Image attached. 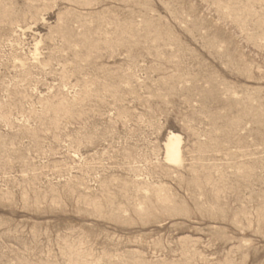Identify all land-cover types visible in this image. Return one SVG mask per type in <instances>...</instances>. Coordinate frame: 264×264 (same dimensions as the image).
I'll return each instance as SVG.
<instances>
[{"label": "rangeland", "instance_id": "374dc122", "mask_svg": "<svg viewBox=\"0 0 264 264\" xmlns=\"http://www.w3.org/2000/svg\"><path fill=\"white\" fill-rule=\"evenodd\" d=\"M0 264H264V0H0Z\"/></svg>", "mask_w": 264, "mask_h": 264}, {"label": "bare ground", "instance_id": "6f19581e", "mask_svg": "<svg viewBox=\"0 0 264 264\" xmlns=\"http://www.w3.org/2000/svg\"><path fill=\"white\" fill-rule=\"evenodd\" d=\"M175 143H176V140L172 139L170 144H169V148H168L169 158L172 160H174V159L179 160V155H178Z\"/></svg>", "mask_w": 264, "mask_h": 264}]
</instances>
